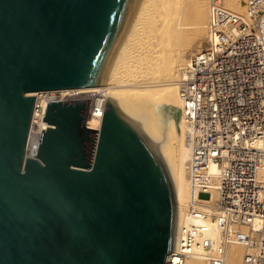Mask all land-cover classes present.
<instances>
[{
  "label": "water",
  "instance_id": "95a60500",
  "mask_svg": "<svg viewBox=\"0 0 264 264\" xmlns=\"http://www.w3.org/2000/svg\"><path fill=\"white\" fill-rule=\"evenodd\" d=\"M145 0H0V264H165L178 204L166 163L123 98L48 102L26 157L35 94L110 81Z\"/></svg>",
  "mask_w": 264,
  "mask_h": 264
},
{
  "label": "built area",
  "instance_id": "2783aa9c",
  "mask_svg": "<svg viewBox=\"0 0 264 264\" xmlns=\"http://www.w3.org/2000/svg\"><path fill=\"white\" fill-rule=\"evenodd\" d=\"M249 14L252 18L211 0L206 44L191 57L178 86L192 136L191 184L202 197L217 189L215 216L224 236L245 245L242 264H264V0H249ZM30 94L35 103L26 151L33 155L26 157L37 156L43 128L50 126L44 119L49 101L91 98L86 125L98 129L97 142L105 106H97L95 91ZM193 241L189 231L177 229L166 264H195L188 260ZM207 264H225L224 248Z\"/></svg>",
  "mask_w": 264,
  "mask_h": 264
},
{
  "label": "bare ground",
  "instance_id": "6f19581e",
  "mask_svg": "<svg viewBox=\"0 0 264 264\" xmlns=\"http://www.w3.org/2000/svg\"><path fill=\"white\" fill-rule=\"evenodd\" d=\"M221 1L234 12L252 18L249 0ZM210 5L211 0H145L112 79L104 84L60 90L67 93L95 91L94 100L99 108L101 104L106 106L108 93L121 96L166 163L177 198V229L185 228L194 239L193 254L188 260L207 264L222 247L225 264H242L245 245L233 241L230 235L224 236L217 222V189L213 187L211 195L202 197L191 184L192 136L181 113L178 80L191 63V53L200 50L202 39L208 38ZM164 106L171 110L168 119L161 113ZM47 125L46 122L42 124ZM26 153L33 155L32 151ZM210 172L216 176L217 166L212 165ZM194 209L200 214L196 215ZM224 237H229L226 243ZM206 239L212 240L210 246L205 245Z\"/></svg>",
  "mask_w": 264,
  "mask_h": 264
},
{
  "label": "rangeland",
  "instance_id": "374dc122",
  "mask_svg": "<svg viewBox=\"0 0 264 264\" xmlns=\"http://www.w3.org/2000/svg\"><path fill=\"white\" fill-rule=\"evenodd\" d=\"M202 46L201 47H203V46H205V44H206V41H205V38H204V40L202 39ZM194 54L193 53H191V56H193ZM166 108V109H165ZM167 106H164L163 108H162V110H161V113H162V115H163V117H164V119H168V117H169V115L171 114V110L168 108ZM162 111H164V112H162Z\"/></svg>",
  "mask_w": 264,
  "mask_h": 264
}]
</instances>
